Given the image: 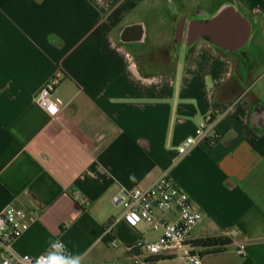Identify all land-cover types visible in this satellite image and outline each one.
<instances>
[{
  "label": "crops",
  "instance_id": "0c3cea01",
  "mask_svg": "<svg viewBox=\"0 0 264 264\" xmlns=\"http://www.w3.org/2000/svg\"><path fill=\"white\" fill-rule=\"evenodd\" d=\"M168 3L186 14L180 46ZM134 24L145 39L123 41ZM58 74L65 108L52 117L37 97ZM262 111L264 0H0V213L33 215L21 254L60 239L66 264H134L126 246L161 232L118 220L112 197L167 172L203 215L191 239L205 264H264ZM210 114L215 142L177 160ZM206 238L219 241L196 244Z\"/></svg>",
  "mask_w": 264,
  "mask_h": 264
},
{
  "label": "built area",
  "instance_id": "2783aa9c",
  "mask_svg": "<svg viewBox=\"0 0 264 264\" xmlns=\"http://www.w3.org/2000/svg\"><path fill=\"white\" fill-rule=\"evenodd\" d=\"M62 82L58 74L50 78L40 90L37 101L52 117H58L65 108L56 91ZM216 118L208 115L196 128L195 133L186 138L178 147V159L205 140L215 142ZM112 202L122 208L118 220H124L129 226L146 224L161 236L156 241H138L127 245L126 250L134 259V264H148L155 257L179 256L191 264H205L198 248L191 239V232L202 220L189 194L170 176L163 173L146 188L121 189L113 195ZM176 212L174 219L165 213ZM34 220L26 209L9 206L0 213V264H51L53 258L68 263L72 255L68 246L56 239L50 249L39 255L21 254L14 248L15 241L27 231ZM117 221L106 227L105 234L113 235ZM113 245L117 240L113 239ZM245 243H241L239 253L245 254Z\"/></svg>",
  "mask_w": 264,
  "mask_h": 264
},
{
  "label": "water",
  "instance_id": "95a60500",
  "mask_svg": "<svg viewBox=\"0 0 264 264\" xmlns=\"http://www.w3.org/2000/svg\"><path fill=\"white\" fill-rule=\"evenodd\" d=\"M177 34L180 35L179 46L182 44L184 35V22L177 24ZM146 30L143 24H134L126 26L121 33V38L123 41H142L145 39ZM252 120L257 127L264 126V111L256 112L253 114Z\"/></svg>",
  "mask_w": 264,
  "mask_h": 264
},
{
  "label": "flooded vegetation",
  "instance_id": "af4514ba",
  "mask_svg": "<svg viewBox=\"0 0 264 264\" xmlns=\"http://www.w3.org/2000/svg\"><path fill=\"white\" fill-rule=\"evenodd\" d=\"M168 5H169V7L172 8L173 11H175V15L177 17L176 24L181 23L182 20H184V18L186 17V14L183 11H180L178 9L176 10V8L174 7V5L172 6L169 3H168Z\"/></svg>",
  "mask_w": 264,
  "mask_h": 264
},
{
  "label": "trees",
  "instance_id": "16d2710c",
  "mask_svg": "<svg viewBox=\"0 0 264 264\" xmlns=\"http://www.w3.org/2000/svg\"><path fill=\"white\" fill-rule=\"evenodd\" d=\"M219 239L217 238H206V239H202L198 242H196L197 245H213L218 243Z\"/></svg>",
  "mask_w": 264,
  "mask_h": 264
},
{
  "label": "clouds",
  "instance_id": "9594fccd",
  "mask_svg": "<svg viewBox=\"0 0 264 264\" xmlns=\"http://www.w3.org/2000/svg\"><path fill=\"white\" fill-rule=\"evenodd\" d=\"M51 264H58L57 259L56 258H53ZM59 264H64V262L63 261H59ZM70 264H79V259L77 258V259L72 260L70 262Z\"/></svg>",
  "mask_w": 264,
  "mask_h": 264
},
{
  "label": "rangeland",
  "instance_id": "374dc122",
  "mask_svg": "<svg viewBox=\"0 0 264 264\" xmlns=\"http://www.w3.org/2000/svg\"><path fill=\"white\" fill-rule=\"evenodd\" d=\"M139 18V17H136ZM248 48L252 49L253 53L256 54V52L254 51V46H248Z\"/></svg>",
  "mask_w": 264,
  "mask_h": 264
}]
</instances>
